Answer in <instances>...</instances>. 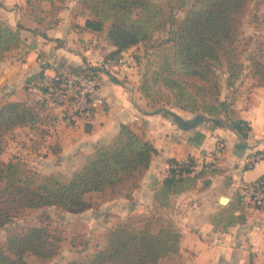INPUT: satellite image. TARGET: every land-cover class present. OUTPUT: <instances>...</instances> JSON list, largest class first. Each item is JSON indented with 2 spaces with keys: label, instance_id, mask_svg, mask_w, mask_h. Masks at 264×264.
<instances>
[{
  "label": "trees",
  "instance_id": "obj_1",
  "mask_svg": "<svg viewBox=\"0 0 264 264\" xmlns=\"http://www.w3.org/2000/svg\"><path fill=\"white\" fill-rule=\"evenodd\" d=\"M249 1L191 0L183 15L175 18L173 6H165L159 0H78L83 12L79 29L104 31L114 45L110 52L113 54L146 41L155 30H163L170 24L168 39L173 45V56L160 73L164 75V84L177 88L181 94L189 91L200 98L201 112L215 115L221 110L215 80L217 68L224 65L228 86L235 83L244 68L236 46L241 18ZM260 1L264 5V0ZM253 18L255 27L264 31V7ZM21 28L19 22L13 27L0 17V58L19 45ZM248 60L255 84L264 85V32L249 52ZM42 68L25 78L26 88L41 74ZM74 68L86 73L98 69L87 64ZM44 112L42 106L27 100H0V227L31 208H82L87 205V194L105 192L142 174L155 153L149 139L129 125L120 124L108 142L84 154L82 162L69 174L61 170L39 172L16 153L2 159L5 139L17 128H35L49 119L53 121ZM162 112L170 114L176 122L181 120L171 110ZM213 121L222 123L217 116ZM239 122V130L248 128L244 120ZM177 161L171 158L168 164ZM184 171L188 173L190 168L169 166L162 189L174 193L190 187L194 177ZM237 205L242 208L238 200ZM40 216L39 224L11 231L0 240V264H34L28 260L29 255L48 260L58 254L62 230L49 223L48 212L42 211ZM233 217L242 220L244 213ZM180 251L181 232L172 219L154 213L138 214L111 225L104 242L91 255L71 258L62 264H185Z\"/></svg>",
  "mask_w": 264,
  "mask_h": 264
},
{
  "label": "crops",
  "instance_id": "obj_2",
  "mask_svg": "<svg viewBox=\"0 0 264 264\" xmlns=\"http://www.w3.org/2000/svg\"><path fill=\"white\" fill-rule=\"evenodd\" d=\"M24 11L26 0H0V17L13 27L18 22L22 24L21 37L37 40L25 60L6 56L0 59V100H34L35 92L24 85L25 78L42 67L37 57L40 49L48 62L60 59L73 66H94L114 49L108 40L99 46L100 35L64 24L66 17L55 26L42 28L43 33L30 31L39 23L30 16L27 17L29 24H23ZM82 21L83 16L79 25ZM102 45H105L103 49ZM20 77L22 79H18ZM241 79L224 90L220 112L209 115L200 111L208 118L185 129L170 114L163 113L164 109L149 110L145 96L137 87L129 88L127 82H118L104 73L99 93L105 102L97 105L86 120L75 118L67 126L53 122L49 138L57 143V158L41 165L49 168L39 169L43 173L53 170L71 173L82 162L84 154L108 142L120 124H127L151 141L155 153L140 179L127 190L130 195L106 198L99 202L98 209L93 208L94 216H107L103 228L131 215L154 213L172 219L178 226L181 260L185 264H264V209L241 208L244 218L233 217L239 214L236 198L239 183L264 175V85L251 82V86L245 88L246 82L240 83ZM227 92L233 96L228 98ZM168 110L188 121L197 112L188 114L176 107ZM214 116L222 123H215ZM240 120H244L248 128L239 130ZM217 142L222 145L218 153L214 150ZM252 154L262 156L247 165ZM188 156H193L197 162L215 157V164L209 170L192 175L194 180L190 187L165 192L162 181L168 172L169 159L182 160ZM220 196L228 197L227 202L221 203ZM229 205L233 216H215L218 209Z\"/></svg>",
  "mask_w": 264,
  "mask_h": 264
},
{
  "label": "rangeland",
  "instance_id": "obj_3",
  "mask_svg": "<svg viewBox=\"0 0 264 264\" xmlns=\"http://www.w3.org/2000/svg\"><path fill=\"white\" fill-rule=\"evenodd\" d=\"M29 1L30 3L26 4V11L23 12V24H29L27 19L30 18V16L36 19V21L39 23V26L36 25L33 30L30 28V31L36 30L38 32L40 31V33H43L44 31L42 28L55 26L64 17H66V23L64 22V24L73 26L75 28H78L79 24L81 23L80 19L83 16V12L81 11V6L78 0H55L52 3L45 1L43 2L42 0ZM159 1L165 6H173L172 9L174 16L175 18H179L184 13V10L187 6V1L190 3L191 0H185V4L184 0ZM263 7L264 5L260 0H250L247 10L241 18L236 48L239 60L244 64V68L238 79L240 77L242 78L240 83L244 81L246 82L244 85L245 88L250 87L251 82L252 84H255V79L252 78L249 73L250 63L248 60V54L254 48L256 40L263 36L264 31L259 27H255L253 18L254 13H259ZM106 26H108V24ZM170 27V24H167L165 29L155 30L146 41L139 42L130 49V55L134 61L133 66H136L135 70L133 69V73L131 72L134 75L133 78L131 76L132 74L130 75L131 77H129V74L122 76L120 74L116 75L110 73L105 69H102L99 66V63L93 65L96 66L102 74L107 73L109 77L116 79L118 82L120 80L127 82V87H137L145 96V99L147 100V106L151 111L176 107L181 109L183 112L187 111L188 114L195 112L196 110L200 113V109H202L200 107V98H195L189 93V91L184 90L181 94L177 88L167 87L163 81L164 75L160 74L162 73L165 66H168L171 63L173 56V45L168 39ZM92 32L94 35L98 34L97 36H101V40L97 42L98 45L102 43V41L104 42L107 40L104 31ZM40 35L42 36V34ZM61 40H65V38H61ZM34 42L37 43V40L34 39V37H21V42L19 45L8 50L9 52L4 53L0 59L6 56L8 59L13 57L16 59L25 60V56ZM104 47L105 45H102V49ZM43 52L44 51L40 49L37 53V57H39L38 62L41 63V66L44 68L50 62L44 58L45 56H42L41 53ZM103 54H106V52ZM120 54V52L113 54H110L109 52L106 56H112L116 58L117 56H120ZM42 60L44 61L42 62ZM102 74L98 79L99 85ZM226 77L227 72L225 71L224 65L218 67L216 70L215 80L219 86V105H221L220 102L222 101L224 90L229 87L226 84ZM245 77L248 79L245 80ZM251 78L253 81H251ZM18 79H22V77ZM236 90L237 88L234 87V91ZM234 91L232 92L234 93ZM233 93L227 92L226 95L228 98H230V96H233ZM29 101H32V99ZM194 106L198 107L193 108ZM46 112L48 111L45 110L44 113ZM48 113L50 116H52L50 112ZM52 118L54 121V117ZM53 121L49 119L46 124L38 125L35 128H17L11 137L5 139L4 150L1 154V158L7 160L13 153H16L24 158L30 167L36 169L39 172H41V169L39 168H49L46 166L41 167V165H43L46 160H49L50 162L55 161L57 158L56 153L59 149L57 143L49 138V135L52 133L53 129L52 125H54L52 124ZM186 158L190 160L192 164H196V158L193 156H188ZM200 164L201 162L197 163L198 171L196 170V174H200L211 169L210 163L207 166L202 164L201 167ZM142 174H139L134 179L126 181L124 184L119 185L118 187L108 188L105 192H91L87 194V205L82 208L62 209L55 206H46L41 208L27 209L23 215L15 218L13 222L0 227V240H4L5 236L11 231L22 230L26 225L39 224L41 212L46 211L50 215L48 220L49 223L52 226L61 228L62 230L63 239L60 244L59 252L55 257L48 260L32 255L27 257L28 260L34 264H62L71 258L87 257L96 250L99 244L104 242V237L108 231V228H103V226L106 224L105 218L107 216H104V214H101L99 217L98 215L97 217L94 216L93 213L95 212L93 211V208L98 209L97 205L99 202L106 198L120 194L130 195L127 190L133 187L132 185L134 182L137 179H140ZM192 175L194 174H189V176ZM231 208V205L221 207L217 210L215 216H233L231 213ZM113 224L114 223L111 225Z\"/></svg>",
  "mask_w": 264,
  "mask_h": 264
},
{
  "label": "built area",
  "instance_id": "obj_4",
  "mask_svg": "<svg viewBox=\"0 0 264 264\" xmlns=\"http://www.w3.org/2000/svg\"><path fill=\"white\" fill-rule=\"evenodd\" d=\"M130 47L122 50L116 58L106 56L99 62V66L113 74L127 75L134 77L133 69L136 66L130 55ZM132 72V73H131ZM100 71L94 72L78 71L68 61L54 59L42 68L41 74L27 84V88L35 92L33 104L42 106L54 117V122L65 126L71 125L75 118L83 120L90 117L94 108L105 102L99 93ZM132 74V75H131ZM131 75V76H130ZM221 143L215 144L214 150L218 153L221 150ZM261 154H252L247 165L253 164L261 158ZM207 166L215 164V157L203 159L192 164L187 158L178 160L176 163L168 164L180 168L189 167L188 174H195L197 163ZM185 173V171H184ZM237 200L243 209L263 210L264 209V176H259L250 181H242L236 188ZM240 213L241 208H238Z\"/></svg>",
  "mask_w": 264,
  "mask_h": 264
},
{
  "label": "water",
  "instance_id": "obj_5",
  "mask_svg": "<svg viewBox=\"0 0 264 264\" xmlns=\"http://www.w3.org/2000/svg\"><path fill=\"white\" fill-rule=\"evenodd\" d=\"M189 4V1H187V5ZM206 118H208V116H206L205 114L202 113H196L194 114V116L191 118V120H185L183 118H181L180 120V125L182 128H190L195 126L196 124L200 123L201 121L205 120ZM228 197L226 196H220L219 201L221 203H225L227 202Z\"/></svg>",
  "mask_w": 264,
  "mask_h": 264
}]
</instances>
